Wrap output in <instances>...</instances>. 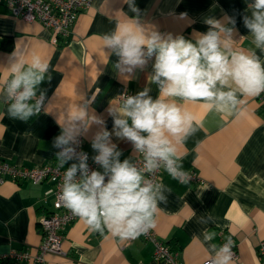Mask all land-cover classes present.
I'll return each mask as SVG.
<instances>
[{
  "label": "crops",
  "instance_id": "crops-1",
  "mask_svg": "<svg viewBox=\"0 0 264 264\" xmlns=\"http://www.w3.org/2000/svg\"><path fill=\"white\" fill-rule=\"evenodd\" d=\"M135 2L142 25L187 39L207 31L206 17H234L235 47L246 51L253 47L242 19L252 0ZM133 15L123 0H90L78 14L69 37L54 45L50 29L13 15L0 2V38L12 41L9 50L0 49V88L9 76L5 67L15 48L25 52V59L33 52L47 59L51 75L50 81L40 85L46 91V109L28 122L9 118L0 102L1 158L26 166L56 161L58 149L53 147V139L61 131L58 123L63 122L66 108L74 110L83 100H92L90 108L112 133L113 117L107 108L119 102L123 90L139 92L149 87V95L157 98V86L148 81L154 58L143 70L124 79L114 68L118 58L103 47L102 37ZM260 55L264 61V54ZM240 101L235 110L225 113L209 110L203 102H182L193 114L197 130L177 145V155L183 170L195 172L202 182L181 183L163 172L159 182L171 191L166 193L167 201L159 205L152 229L179 251L182 264H205L211 257L202 235L205 229L216 234L212 243L233 241L239 264H264V119L258 95L241 96ZM98 130L99 126L93 125L81 136L83 150L91 158L96 154L91 139ZM111 141L122 151L121 161L134 157L129 141L114 134ZM53 200L52 185L47 181L1 182L0 253L33 251L41 238L38 219L54 209ZM202 218L208 223H201ZM62 249V255L46 254L43 264H162L153 258L152 244L142 237L125 243L110 233L90 231L79 218L64 228Z\"/></svg>",
  "mask_w": 264,
  "mask_h": 264
},
{
  "label": "clouds",
  "instance_id": "clouds-1",
  "mask_svg": "<svg viewBox=\"0 0 264 264\" xmlns=\"http://www.w3.org/2000/svg\"><path fill=\"white\" fill-rule=\"evenodd\" d=\"M123 3L135 15L105 34L103 47L118 58L114 68L124 79L143 70L154 58L148 81L157 86V98L149 95V87L136 95L121 94L119 102L107 108L113 117L112 133L90 108L92 100H83L74 110L65 109L63 122L58 123L60 134L53 139V147L59 149L55 154L57 165L66 168L59 202L90 231L107 232L122 240L136 239L156 227L159 205L167 201L166 193L171 191L154 179L161 168L172 179L189 182L177 145L197 129L193 114L182 102H203L209 110L225 113L237 108L241 96L264 92V61L260 55L264 54V0H252L243 15V24L252 37L253 47L247 51L235 47L234 17H206L207 31L187 39L142 25L135 0ZM24 57L25 52L17 48L8 57L5 68L9 76L0 88V102L9 118L28 122L46 109V91L40 85L46 79L50 81L51 75L47 59L35 52L30 59ZM93 125L99 130L91 139L96 153L92 160L102 171L91 170L88 154L77 151L79 138ZM113 134L131 142L134 157L121 161L122 151L111 141ZM208 220L202 218L201 223ZM202 235L210 249L209 264H232L231 239L217 245L212 243L214 232L205 229Z\"/></svg>",
  "mask_w": 264,
  "mask_h": 264
},
{
  "label": "built area",
  "instance_id": "built-area-1",
  "mask_svg": "<svg viewBox=\"0 0 264 264\" xmlns=\"http://www.w3.org/2000/svg\"><path fill=\"white\" fill-rule=\"evenodd\" d=\"M0 2H3L13 15L22 17L28 21H37L42 26L50 29L51 43L57 45L60 41L69 37L78 14L89 5L90 0H0ZM124 93L136 95L138 91L125 89L121 94ZM258 105L262 112V119H264V92L258 95ZM79 139L80 145L77 151H84L81 137ZM88 157L89 159L87 162L89 168L91 170H100L89 154ZM134 162L137 163L138 166H141L139 160H134ZM70 163L71 161L69 164ZM68 166L69 165H66L65 167ZM65 170L66 168L58 167L57 161L46 162L35 166H26L23 164L10 163L6 159L0 157V183L5 180H11L16 183L24 180H30L34 183L47 181L52 185L54 195V209L51 212L41 215L38 219V229L41 238L35 249L33 251L29 249H10L0 253V263L11 261L17 264H43L46 254H64V250L62 249L64 228L78 219L77 216L65 209L58 200V193ZM163 172L165 171L161 168L155 174L154 179L157 182H159ZM187 173L190 175L189 182H202L201 178L195 172L188 171ZM140 237L152 244V255L154 259L161 261L162 264H182L179 251L172 249L165 240L158 237L153 230H150L147 234L141 235ZM124 240L125 243H128L132 239ZM232 252L234 254L232 264H239L238 255L234 247H232ZM261 253H264V251ZM210 259L211 257L205 261V264H209Z\"/></svg>",
  "mask_w": 264,
  "mask_h": 264
},
{
  "label": "trees",
  "instance_id": "trees-1",
  "mask_svg": "<svg viewBox=\"0 0 264 264\" xmlns=\"http://www.w3.org/2000/svg\"><path fill=\"white\" fill-rule=\"evenodd\" d=\"M11 47H12V41L10 37L0 38V49L9 50Z\"/></svg>",
  "mask_w": 264,
  "mask_h": 264
}]
</instances>
